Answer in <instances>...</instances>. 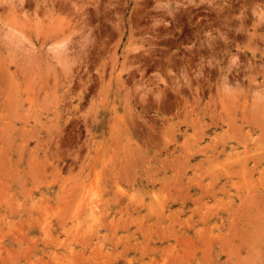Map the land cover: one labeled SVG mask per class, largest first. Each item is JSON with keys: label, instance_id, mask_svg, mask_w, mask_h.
Here are the masks:
<instances>
[{"label": "rangeland", "instance_id": "obj_1", "mask_svg": "<svg viewBox=\"0 0 264 264\" xmlns=\"http://www.w3.org/2000/svg\"><path fill=\"white\" fill-rule=\"evenodd\" d=\"M0 264H264V0H0Z\"/></svg>", "mask_w": 264, "mask_h": 264}, {"label": "bare ground", "instance_id": "obj_2", "mask_svg": "<svg viewBox=\"0 0 264 264\" xmlns=\"http://www.w3.org/2000/svg\"><path fill=\"white\" fill-rule=\"evenodd\" d=\"M254 161H255V160H254ZM260 200H261V199H260ZM259 229H260V228H259ZM259 229H258V230H259Z\"/></svg>", "mask_w": 264, "mask_h": 264}]
</instances>
